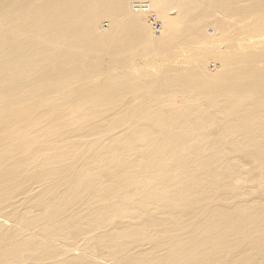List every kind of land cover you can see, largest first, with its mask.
I'll list each match as a JSON object with an SVG mask.
<instances>
[{
    "label": "bare ground",
    "instance_id": "1",
    "mask_svg": "<svg viewBox=\"0 0 264 264\" xmlns=\"http://www.w3.org/2000/svg\"><path fill=\"white\" fill-rule=\"evenodd\" d=\"M208 26L220 40L205 36ZM180 45L186 55L171 58ZM195 179L206 191L248 184L255 199L205 226L172 223L179 232L162 250L127 253L132 230L152 224L113 227L101 236L107 246L67 234L94 205L138 213L134 197L131 206L105 200L134 187L142 207L187 205ZM94 191L105 198L83 207ZM2 263L264 264V0H0Z\"/></svg>",
    "mask_w": 264,
    "mask_h": 264
},
{
    "label": "rangeland",
    "instance_id": "2",
    "mask_svg": "<svg viewBox=\"0 0 264 264\" xmlns=\"http://www.w3.org/2000/svg\"><path fill=\"white\" fill-rule=\"evenodd\" d=\"M108 24V21L104 19V21L102 20L100 27L102 29H106L107 27H109ZM152 31L154 30L152 29ZM204 34L205 36H209L212 39H221V35H218V32L214 28V26L206 27L204 29ZM155 35L158 36L159 33ZM185 49H187V47L182 45L173 47L171 52V58L181 56L184 57L186 55L184 53ZM210 64H213L209 66L210 69L218 67L217 62H215L214 64L212 60L209 61L208 65ZM131 97V95H128L125 98V101H130ZM112 122L113 120L101 125L100 132L102 134L96 136V138L102 140H99L98 143L103 142L107 138V136L112 133L110 131V127L115 124V122ZM123 129L124 127H117L115 131H121ZM102 146L107 147V142L102 144ZM115 156L122 157L123 152L121 150H116ZM97 165L100 164H92L93 167H96ZM104 172H106V169H99L97 171V173L99 174ZM240 174H242V171L240 172ZM101 181L102 182H96L95 186L96 188H99L103 191L104 187L108 188L109 181ZM237 183V185L230 186H228L226 183L225 187L213 189L212 191H206L199 190L200 181L195 179L193 182V196L190 195L185 200L187 205L179 203L171 206L166 205L165 202H158L157 204L150 203L146 206V208L142 207L144 194L141 192L140 187L131 188L129 191V198L126 194H119L115 197L105 198V194H103L104 196L99 195L96 191H94L91 195H89V193L84 192L80 201L83 204V207L86 206V200L92 197L93 195H95L94 199H100L101 197H103L105 198L107 204L116 207H118V205L120 206L121 202L125 201L131 206L130 200L131 197H134L135 201L133 202V207L138 213H132V215L131 213L127 214L124 212H120L121 216H119V214L113 215L110 214V211L101 212L100 210H98L99 206L94 205L95 207L93 206L92 209L84 211L82 213L77 223H75L74 220L71 221V223L67 227V234L69 236H72V239L74 240H79V237L86 238L89 237L91 234H96L97 238L93 242L94 245L100 244L104 246L106 244L104 243V239L101 236L105 233L111 232L110 229L113 227H115V231L121 228H127L131 230L133 228H140L142 226L146 227L147 225L152 224L150 227H146L148 229L147 231H141L138 229L132 230L133 234L131 236H128L131 241L125 243L127 253L139 247L141 244H146L147 246L155 247L156 250H162V248L158 246V243L164 241L167 235L177 234L179 232L176 230V228H171L172 223L181 222L185 225H191L192 223L197 222L199 225L205 226L209 223L211 214H214L218 211L224 212L229 211L230 209L237 210L236 208L249 207L252 204V200L255 199L252 196L251 189L248 184H242L240 182ZM91 186L93 188L94 182L91 184ZM191 188L192 187L189 186L188 189ZM79 195H81L80 191H78L77 193L67 192V194L65 195L64 202L68 201L69 203L64 206L65 210L73 207L72 199L76 198ZM158 223L164 224L170 229L163 234H156L155 232H152V230L157 227ZM103 257L111 262L119 263L120 261H122L121 259L123 258V255H113L109 252V250L105 249L103 251Z\"/></svg>",
    "mask_w": 264,
    "mask_h": 264
},
{
    "label": "built area",
    "instance_id": "3",
    "mask_svg": "<svg viewBox=\"0 0 264 264\" xmlns=\"http://www.w3.org/2000/svg\"><path fill=\"white\" fill-rule=\"evenodd\" d=\"M142 9H144V10H145V9H148L147 5L143 4V5H142ZM157 30H159V28H157Z\"/></svg>",
    "mask_w": 264,
    "mask_h": 264
}]
</instances>
